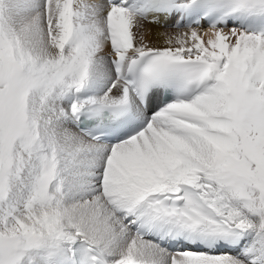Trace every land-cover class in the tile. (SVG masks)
<instances>
[{"label": "snow or ice", "instance_id": "obj_1", "mask_svg": "<svg viewBox=\"0 0 264 264\" xmlns=\"http://www.w3.org/2000/svg\"><path fill=\"white\" fill-rule=\"evenodd\" d=\"M0 264H264V0H0Z\"/></svg>", "mask_w": 264, "mask_h": 264}]
</instances>
